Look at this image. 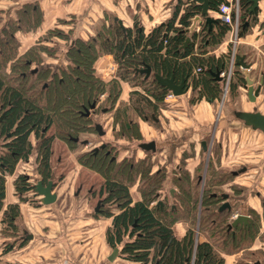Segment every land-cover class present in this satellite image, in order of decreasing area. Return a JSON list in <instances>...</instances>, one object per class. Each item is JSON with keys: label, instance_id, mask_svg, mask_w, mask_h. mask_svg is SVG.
Segmentation results:
<instances>
[{"label": "trees", "instance_id": "obj_1", "mask_svg": "<svg viewBox=\"0 0 264 264\" xmlns=\"http://www.w3.org/2000/svg\"><path fill=\"white\" fill-rule=\"evenodd\" d=\"M202 2L203 0H186L181 3L178 0L171 17L149 30L134 22L131 28L126 27L122 31L113 19L108 27L96 32V36L87 40L74 39L66 51L67 64L61 70L65 80L63 77L57 79V71L51 72L48 67L37 66L36 72L31 73V65L41 62L38 53V49H44L41 44L30 47L19 55L15 54L17 38L14 33L27 24L33 23L28 27L35 28L39 23L41 15L37 4L25 3L23 7L16 9V19L4 22L1 14L3 10L0 9V235L4 237L1 243L2 254L23 246L27 241L22 237L23 231L20 233L17 222L20 215L18 203L26 200L29 193L38 195L29 177L20 172L13 181L14 194L19 202L9 203L4 207L6 176L15 172L19 161H28L32 148L35 147L37 173L45 184L53 174V167L60 163V155L57 159L53 158L55 138L58 136L69 148L77 147V143L71 138L83 132H92L91 120L81 116L79 112L82 108H89L92 103H97L100 93L107 89L105 103L113 106L119 96L121 82L131 83L135 88L129 91L132 95L131 106L120 111L123 115L122 138L125 137L126 140L139 139L133 133V128L138 126L139 121H149V124L157 126L158 121L155 120L160 117L159 110L167 106L164 97L169 91L156 82L154 74L173 77L176 83L184 78V86L192 92L189 97L191 104L203 99L214 103L220 99L223 78L217 81L211 73L218 70L228 71L230 65L229 53L213 52L230 30V25L222 22L218 16V6L228 0L208 1L209 15L216 22L209 29L202 21L199 32L193 31L189 36L190 41L184 45L188 37L187 27L191 19L200 13ZM238 3L239 40L257 24L258 7L249 13L252 4L250 0H238ZM48 33L53 34L52 31H47ZM45 51L48 52L47 49ZM107 54L118 65L111 83L104 82L99 75H95L93 67L94 60ZM241 55H244L246 61L247 54L241 53L237 57ZM146 65L152 73L147 78L136 72L137 68ZM7 66L9 72L6 70ZM238 66L233 65V71L231 70V81L228 85L231 94L241 92L244 85ZM50 74L53 77L49 78ZM77 74H82L84 78ZM47 78L48 83L44 86L42 84L41 90L38 89L35 84L38 82L39 85L42 79L48 80ZM69 85L72 88L76 86L79 93L61 106L55 100L64 86L69 93L72 92ZM41 94L45 95V101L58 104L62 108L55 110L47 105L44 107L35 99ZM56 118L60 122L55 126L58 134H50ZM31 135L37 139L36 146L32 145ZM215 147L220 148L219 141H216ZM188 155L195 158L194 153L183 152L181 159ZM201 155L202 149L198 158ZM210 156H215L212 148ZM76 158L84 166L104 174V179L99 182L96 191L91 188L89 193L91 199L101 198L104 203L92 216L101 215L111 219L110 226L105 230V239L113 248L120 246L119 253L123 259L133 264H224V255H238L234 264H264V235L259 233L264 219L249 208L248 224L231 227L232 215L237 214V205L230 203L229 208L219 210L222 205L220 195L223 192L229 193L228 190L222 191L219 185L233 179L231 170L220 175L216 165L210 161L205 173L208 176L204 178L205 183L200 191V173H197V169L191 171L182 167L178 161V167L173 169L171 176L168 174L171 186L162 193L169 180L165 176V167L159 166L157 169L156 163H159L155 157L152 161L153 157L137 154L133 156L132 152L124 155L120 161H110L102 156L100 150L95 156L89 152ZM153 165H156L154 170ZM197 165L196 163L193 169ZM63 173L58 175V180L63 179ZM136 178L140 181L137 185L139 196L134 198L130 183L135 182ZM230 186H235L230 189L233 193L244 189L241 185ZM158 200L161 201L160 205L156 203ZM196 214L200 216L201 231L198 234L195 232ZM262 216L264 218V213ZM181 218L186 221L187 227L182 233L176 234L173 224ZM256 238L261 239L263 245L259 249H252Z\"/></svg>", "mask_w": 264, "mask_h": 264}, {"label": "rangeland", "instance_id": "obj_2", "mask_svg": "<svg viewBox=\"0 0 264 264\" xmlns=\"http://www.w3.org/2000/svg\"><path fill=\"white\" fill-rule=\"evenodd\" d=\"M92 1L93 0H0V9L3 10L1 14L4 17L3 22L7 20H11V19H16L17 17L16 9L23 7L25 3H36L37 7L40 10L39 13L41 17L39 19L38 25H35V28L28 27L30 25H33V23H31L30 25L27 24L26 27H24L23 29H19L14 33L17 38V48H16L15 54L17 53V55H19L21 53H24L28 48L35 47L37 46V44H41L42 47L44 48L43 50L38 49L41 62L34 63L32 65L33 67L32 70L35 69L34 68L35 66L48 67L51 72L57 71V75H56L57 79L63 77L65 80L66 79L65 75H62L61 70L67 64L66 51L70 48V45L73 43L74 39L80 38L83 40H87L88 38L96 36V32L101 31L103 28L108 27L110 22H113V19L115 17H118L119 19L122 20L123 24L125 25V28L126 27L131 28L134 22H136L138 26L143 27L145 30H149L153 28L155 25H157L158 23L168 20L173 13V9L175 5H178V0H100L102 1L100 2L101 5L97 4V2L95 1H93L94 4H92ZM183 1L185 2L186 0H181V3ZM218 16L220 17L219 13H218ZM28 17L29 19H31L30 14L28 15ZM202 21L204 22V18H201V21L197 22L194 31L199 32L200 24H203ZM234 30H235V23L230 25V30L227 33V36L224 38L223 42L219 44L213 50V52L216 54L229 53L230 55L229 57L230 65H229L228 71H225V70L221 71L222 75L220 73V76L223 77V81L221 82L220 99L214 103H209L203 99L197 103L191 104L189 102V99H190L189 97L192 94L191 90H187L185 94L178 96V97L175 96L174 98V101L175 99L177 100L182 99V102L177 103L178 105H176L175 107L176 110H178L180 107H183V105L187 103L189 104L188 106L195 109V111L200 112V114L209 115L210 117L209 125H212L213 127V129L211 130L210 136L209 135L203 136L205 137L204 139L208 140L210 149L212 145V150L215 152V156L213 158L212 156H210L209 152H207L205 154H202L199 159H196L198 157V153H197L195 155L196 156L195 158L192 157L193 155H188L185 158L178 160L181 162L180 164L182 167L188 168L191 171H194L195 169H197V173H200L201 179H202L201 184H200V191H201V187H203L205 183L204 178L208 176V173L207 175L205 173H206V167L208 163H210V161L212 164L216 165V168L218 169V172L220 175L226 173L230 169H237L240 163L238 164L236 163V161L243 163V166H246V167L247 165H249V167L247 168V170L251 171L249 175L245 177H241L240 178L241 180L237 179V176H236V178L233 177V179H229L227 180V182H223L221 185H219V187L223 189L222 191L227 192L228 190L230 195H232L233 193L230 191V189L235 187V186H230L231 184L238 186V185L245 183L244 185L248 186L253 181L251 180L252 178L251 175H254V174H251V173H255V170L250 167V164L256 163V160H257L256 157H253V155L251 154H243L242 157H247V155L249 156L241 160L236 159L240 151L238 152V145L237 147L235 145V148L233 149L234 144L231 143L230 141L231 139H235V137L238 135L237 133L238 124L240 125L241 122L238 121L237 119H234L231 113H233V111L235 110L253 111L255 110V108H258V110H260L264 114V102H262L264 101V0H262V3L259 6L258 11H257V24L249 29L247 37H244V38H241L235 41ZM47 31H52L53 34L52 35H50V33L47 34ZM46 49L48 50V52L45 51ZM241 53L247 54L246 63L251 64V67L249 68L250 75L251 76L256 75V82L254 86H256V84L259 83L260 79H262V82H263L261 91H259V93L261 92L260 93L261 96L257 100L252 102L253 104L248 102L247 96L244 93L245 90L243 92L239 91L237 94H233V93L231 94L228 91V88H229L228 85L230 84V81H231L230 78H231V74L233 71L232 70L233 65L238 66L237 64L234 63V61L235 59H237V55ZM232 56H233V59H232ZM231 60L233 61V65H231L232 63ZM93 64H94L93 67L95 69L94 71L95 75H99V77L104 82L111 83V80L114 79L116 76V71H117V66H118L117 63L113 61L112 56L110 54L100 55L96 60H94ZM238 67L240 69V72H242L243 69L240 66ZM6 70L8 72L10 71L8 66L6 67ZM81 75L82 74H77V76H81ZM50 76L51 74L49 75V78ZM49 78H47L48 80L42 79V82L39 85H38V82L36 81L37 83L35 85H37L38 89L41 90V88L46 83H48ZM80 78H84V77L81 76ZM137 80H139V78H137ZM52 86L53 84L51 85V87ZM69 87H70V91L72 92L69 93L68 92L69 90L66 88V86H64L63 89H61L60 96L55 100L56 103L59 102L61 106L66 105L70 97H74L75 94L79 93V89L76 86L72 88V85H69ZM134 89L135 88L131 86V83L121 82L119 96L117 97V99H115L113 106H110L109 103L108 104L105 103L107 92H108L107 89L104 92L99 94L98 103L104 108L108 109L109 111L104 113V115H98V118L95 121L102 124V123H105V120H106V123L108 122V124L114 125L115 131L111 134L112 138L110 139H113L112 141L113 142L115 141L114 144L118 148H120V153L118 155L119 158L124 155H130L133 152L131 151L133 150V148L129 150L123 149L124 146L127 145L128 143L125 141L124 139L125 137L122 138L124 132H122L123 127L121 125L122 124L121 117L123 115H121L122 112L120 113V111H122V109L124 108H128L131 106V102H132L131 96L132 95L130 94L129 91H133ZM32 97L34 96L32 95ZM35 99L38 101V103H40L44 107H46L47 105V107L53 108L55 110L60 107L58 104L56 105L55 103L52 104L53 102L51 103V102L45 101L46 100L45 95H42V94L38 95V97H35ZM172 101L173 99H171V101L169 102H166L164 100V102L167 103L169 107L166 106V107L160 108L159 118H163L164 120L163 123L168 130L170 129V131L172 132L175 131L174 133L176 134H173L171 132V134L175 136V135H178V130L182 126H184L185 128L190 123L188 119L186 118V116L183 115L182 113H177L178 111H175V113L173 112L175 116L174 118L171 117L170 119H167V117L170 116V112L172 111L170 110V108H172L170 107V104ZM204 109L205 110L208 109V112L206 111L203 112ZM182 119L184 121L186 120V122H182L181 121ZM201 121H207V120L205 119ZM141 122L149 123V121H139L138 126H135L133 128L134 135L137 136V138H139L136 140H139V141L146 139V137L144 136V133L141 132L140 127H139ZM232 123L236 125H234L232 129H228L226 126ZM57 124L59 125L60 122L56 118V123L53 125V127L49 131L50 134L54 132L56 133L57 129L55 126ZM161 126L163 125L160 122V124L158 123L156 128L160 129ZM106 130L109 134V128H106ZM246 133H250V132H245V134ZM248 135H250L249 136L250 140H248V143L244 145L245 151H248V147L256 148L257 147L256 143H257L258 138H260V146L263 147L264 138L261 133L254 132ZM116 138H120V140H115ZM211 138L213 139V141L212 140L210 141ZM85 139L90 142L87 146L79 145L77 143V147L69 148L67 147V145L64 144L63 141H61L58 138V136L55 138L53 158L57 159V157H59L60 155L61 161L60 163L56 164L55 171L53 172V177H54L53 179L55 180V186L52 187V192H54L56 189L58 190L60 186H63V185L69 188L72 187L73 189H71V191H74L77 185L80 183L79 181H82L83 185L78 186L75 190V194L78 195V198L82 199L84 198L83 195L86 191V188L90 186V183L96 182L94 183L95 186L92 187V190L95 192L96 189L98 188L99 182L104 179L103 173H100V175L92 174V172L85 170L84 168H81L80 163H78L77 161L76 157L78 156V154L80 155V157H82V154L87 153V152L82 153V151L89 150L93 144H96L95 136L91 133L85 134V135L84 134L79 135V140H85ZM196 139L198 138L196 137ZM247 139L248 138H246V140ZM30 140L32 142V145L34 146L37 145V139L33 135L30 136ZM216 141L222 142V145H223L222 149H218L215 147ZM157 142H156V145H157ZM171 143L167 141V143L164 145L167 146L168 148H171V145L174 144V143L172 144ZM132 144H135V141H132ZM192 144H195L196 151H197L199 146H198V143L196 144V140H193ZM159 145H162V143L159 142ZM190 145L183 144V147H184L183 150L188 149V151H190V148H189ZM180 149H181V146H180ZM171 151L172 149H170L169 151L165 150L161 152L162 157L164 155L166 156V163L167 161H172L173 157L168 156V154L173 155ZM192 151H194L193 147H192ZM223 151H227L228 155L226 154V152H223ZM35 155H36V149L34 147L32 148L28 161H19L15 168L17 174L20 172H24L27 175V177H29L32 183H36V180L40 178L37 173V169H36L37 163L35 160ZM134 155L136 156L135 152H133V156ZM139 155L142 156L144 154H139ZM145 155L148 156V154H145ZM155 155L157 157V152L155 153ZM64 156L66 158H64ZM156 160L158 163H160L159 158H156ZM196 163L198 165L196 168L193 169ZM172 164L167 165L166 167L165 176L167 180H169L168 174H170ZM156 165L152 166V170L156 169ZM61 173L64 174V178L62 179V181L58 180L57 178L58 175ZM11 179L13 178L9 177V175L6 176V184L8 185V191H7L8 197H10L9 193L12 191V186L10 185ZM139 183L140 181L138 178L135 179V182L130 183V189L132 191L131 193L133 194L134 198L139 196V193L137 191V185H139ZM170 186L171 185H170V180H169L165 184L162 190V193H165ZM244 189L248 191V187ZM35 196L36 195L29 193L26 198L31 203L32 201H34ZM263 201H264V194L262 195V199H261V202ZM230 202L231 201H229V203ZM85 203L88 205L89 208L93 209V204L95 203V200H91L89 198V200L86 199ZM20 204L22 205V207L24 206L21 203V201H20ZM24 208H20V215L17 220L18 224L21 225L20 233L22 231H26L28 233L26 226L30 225V224L27 225L26 223L28 221L29 216L31 215V210L30 209L25 210ZM29 208H31L30 205H29ZM104 208L109 209L107 207H104ZM44 214L47 216H50L45 211H44ZM261 217L262 219H264L263 216ZM199 220H200V216L196 214L195 232L197 234L199 233V231H201ZM36 221L38 222V224H35V226L33 227V230L36 233H38V232H41L42 226L39 225L40 222L38 220ZM263 224H264V220H263ZM186 227H187V223L182 218L175 221V223L173 224V228L176 234L182 233V231ZM259 233L261 236H263L264 228L260 229ZM29 234H31L33 238V231L29 232ZM260 240L261 239H259V241ZM260 242H261V246H260L261 248L263 244H262V241ZM0 248L2 250V245H0ZM14 249H18V247H15ZM9 254L11 255L12 252ZM6 255L7 254H5V256ZM236 258L237 256H235L234 259ZM232 264H234V262Z\"/></svg>", "mask_w": 264, "mask_h": 264}, {"label": "crops", "instance_id": "obj_3", "mask_svg": "<svg viewBox=\"0 0 264 264\" xmlns=\"http://www.w3.org/2000/svg\"><path fill=\"white\" fill-rule=\"evenodd\" d=\"M97 2V4H100V0H93ZM92 1V4L94 2ZM262 0L258 3V8L261 5ZM96 4V3H95ZM101 5V4H100ZM258 11V10H257ZM118 18V17H117ZM247 37V35L245 36ZM109 55V54H108ZM262 73V72H260ZM256 76V75H255ZM244 89L242 88L241 92H243ZM246 95V91H244ZM261 93V92H260ZM256 97V100L261 96V94ZM178 102H182V99H175L170 104V116L167 117V119H170L171 117H175L173 112L178 111L177 113H182L186 116V118L189 121V125L184 128L182 126L178 130V135L173 136L171 134L172 131L170 129L168 130L166 126L163 123V118H158V123L163 125L160 129L156 128V126H153L149 123L141 122L139 125L140 130L142 133H144V136L146 137L145 141H149L151 139L155 140L157 142V157L159 158V161L161 165H163L165 168L167 165L172 164L171 170H170V176L171 173L174 172L172 169L175 167H178V160L181 159V154L183 152H186L188 154L194 153L195 155L199 152H201V145L200 142L204 140L205 135H209L211 133V130L213 129L212 125H209L210 117L207 114H200V112L195 111L192 107L188 106L189 104L183 105V107H180L178 110L175 109L176 105H178ZM249 103L253 104L248 100ZM264 102V101H262ZM169 107V105H167ZM255 110L262 113L258 108H255ZM208 112V109H204L203 112ZM239 110L233 111L231 113L234 117V119H237L241 122V124H238V135L235 137V139H231V143H233V149L235 148V145L237 147L238 145V153L239 155L236 157L237 160H241L247 157H242L243 154H251L253 157H256V163L250 164V167L255 170V173H251L254 175H251L252 183L250 185H244L241 184L243 188L248 187V191L245 189L241 190L240 192L232 193L230 195L229 193H226L228 196L226 199H223L229 203L231 201V204L237 205V214L232 215V219L236 217L238 214L246 215L247 211L250 209H253L256 211L260 216H262V213H264V201L261 202L262 195L264 194V145L263 147L260 146V138L257 140V147L256 148H249L248 151L244 150V145L248 143V140H250L248 134L259 132L262 134L264 138V134L258 130L253 129L251 126L245 125L244 122L238 118L235 117V112H238ZM263 114V113H262ZM207 120V121H201V120ZM182 122H186L183 119ZM168 122V121H167ZM169 123V122H168ZM234 123L228 124L226 127L228 129H232L234 127ZM175 132V131H174ZM172 132L173 134H176ZM245 132H250L246 133ZM107 139L112 138L111 134H107ZM213 135V134H212ZM248 135V136H246ZM245 136V137H244ZM196 137L198 139H196ZM214 137V136H213ZM231 137V136H230ZM246 138H248L246 140ZM158 139V140H157ZM111 140V139H110ZM113 140V139H112ZM117 140H120V138H117ZM193 140H196V144L198 143V150L196 151L195 144L193 143ZM213 140L212 138L210 141ZM127 142V140L125 139ZM169 141L170 143H174L171 145V148H168L164 144ZM159 142L162 143V145H159ZM183 144L190 145V151L183 150ZM181 146V149H180ZM219 149L223 148L222 142L219 141ZM192 147L194 151H192ZM209 147V145H208ZM172 149L173 155L168 154L169 157H173L172 161H167L166 163V156L164 155L162 157V151H169ZM226 152L228 155L227 151ZM253 153V154H252ZM135 154L137 156H140L139 154H144L140 150L135 151ZM203 154V152H202ZM145 156V155H142ZM196 157V156H195ZM196 159H199L198 157ZM175 160V161H173ZM177 163V165H176ZM236 163H240L239 167L237 169H230L231 174L236 172L234 177L237 179H240L241 177H245L249 175L251 172L250 170H247L249 165L243 166V163L236 161ZM250 168V169H251ZM66 173V172H65ZM17 172H15L10 175L9 177H12L10 181V185L12 186V191L10 189V197H8L7 191H8V185H5V198H4V207L9 203L19 202L14 194V188H13V181L16 176ZM53 175V174H52ZM64 178V177H63ZM52 179V178H51ZM241 180V179H240ZM62 181V180H61ZM81 182V181H79ZM79 184L77 185V187ZM76 187V188H77ZM75 188V190H76ZM73 189L72 187H67L65 185L60 186V188L55 190L56 193V199L53 203L44 205L40 202V196L37 195L34 197V201L31 203L28 199L21 201L22 205L19 204V208H24L25 210L30 209L31 215L28 218L26 229L28 230V233L33 231V238L27 239L25 244L18 249H12L11 251L7 252L6 256L5 254H2L0 251V264H59L62 261H71L75 264H133L130 261H127L123 259L120 256V253L118 252V255L112 259L109 260V256L112 252L113 247H111L105 239V230L108 226L111 224V219L103 217L101 215L98 216H92V208H89L88 205L85 203V198H78V195L75 194V190L71 191ZM246 192H245V191ZM131 191V190H130ZM132 192V191H131ZM36 200V201H35ZM229 203V205H230ZM29 205L31 208H29ZM44 211L49 214L50 216H47L44 214ZM1 216V214H0ZM38 220L40 222L39 225L42 226L41 232L36 233L33 230V227L35 224H38L36 221ZM21 226V225H20ZM239 226V225H238ZM40 227V226H39ZM1 228V224H0ZM264 228V224H262L261 229ZM4 240V237L0 235V245L2 241ZM261 246V242L258 238H256L253 241L252 249H258ZM120 250V246H116ZM1 250V248H0ZM12 254L10 255L9 253ZM238 256V255H237ZM235 255H224V264H232L234 262Z\"/></svg>", "mask_w": 264, "mask_h": 264}, {"label": "water", "instance_id": "obj_4", "mask_svg": "<svg viewBox=\"0 0 264 264\" xmlns=\"http://www.w3.org/2000/svg\"><path fill=\"white\" fill-rule=\"evenodd\" d=\"M208 1L209 0H203V2L201 4L200 13L191 19V23L187 27V31H188L189 36L193 33L197 22L201 21V18H204V22L208 25L209 29L211 28L212 24L216 22V20L213 19L212 17H210V15H209ZM250 1L252 4H251V7L249 9V13H252L258 7V3L260 0H250ZM114 19L117 21V23H118L119 27L122 29V31H125V25L123 24L122 20L117 18V17H115ZM189 36L185 39L184 45H186L190 41ZM244 58H245L244 55H241V56L237 57V59H235L234 63L239 65L243 69V71L241 72V74L243 76V80H244L243 89L246 91L247 99L250 102H254L256 100V97L259 94L260 85L263 82H262V79H260L258 85L256 87L254 86L255 82H256V76L250 75V69L249 68L251 67V64L246 63ZM232 65H233V63H232ZM136 72L144 74L145 78L152 75L150 67L147 65L143 68H137ZM220 73H221V70H218V71L212 72L211 74L215 78V80L221 81L222 77L220 76ZM153 76H154L156 82L161 87H163L165 90H168L169 92H171L176 97L181 96L187 92V88L184 86V78L179 83H176L173 80V77L166 78V77H162V76L157 75V74H154ZM94 106H95V103H92L90 105V108H93ZM85 114H88V112ZM234 114H235V117L242 120L245 125L251 126L253 129H258L264 134V114L260 113L257 110L238 111V112H235ZM96 128L100 132L99 134L103 133L100 129L99 124L96 125ZM202 145H203V149H204L205 148L204 142H202ZM140 146H141V148H143L145 150H152V151L155 150V145H154L153 141H150L148 143H142ZM233 174L235 175L236 172H234ZM52 185H53L52 179H49L47 181L46 185H43L41 181H37V184L35 185V191L37 192L38 195L41 196L40 201L45 205L54 202L56 199V193L52 192ZM227 196L228 195L226 193L221 194V197L224 199H226ZM157 204L160 205L161 201H158ZM229 207H230L229 203L227 201H224L222 203V205L220 206L219 210H224V209L229 208ZM248 222H249L248 216L238 214L233 219V221L231 223V227H236L237 225L245 226L248 224ZM22 237L25 239H32V235L27 233L26 231H23ZM118 252H119L118 247H114L112 249V252H111L108 259L109 260L114 259L118 255ZM10 264H14V263H10ZM254 264H259V262H255Z\"/></svg>", "mask_w": 264, "mask_h": 264}, {"label": "flooded vegetation", "instance_id": "obj_5", "mask_svg": "<svg viewBox=\"0 0 264 264\" xmlns=\"http://www.w3.org/2000/svg\"><path fill=\"white\" fill-rule=\"evenodd\" d=\"M1 27H3V26H1ZM29 63V62H28ZM32 65H31V73H35L36 72V70H37V66H35L34 68V70H32ZM51 77H53V75L51 74ZM61 79V78H60ZM258 85V83L256 84V86ZM255 86V87H256ZM261 88H262V84L260 85V89H259V91H261ZM259 95V94H258ZM87 109V110H86ZM109 110L108 109H105L103 106H101L98 102L97 103H95V106L93 107V108H90V106H89V108H82V110H80V112H79V114L81 115V116H84V117H86V118H89L90 120H91V128H92V132H86V133H80L79 135H81V134H93L94 136H95V143L96 144H93L92 145V147L89 149V150H85V151H82V153H84V152H87V153H91V155L92 156H95V155H97L98 153H99V151L101 150V153H102V156L103 157H105V158H109L110 159V161H112V160H114V161H120L121 160V158L123 157V156H121L120 158L118 157V155H119V153H120V148H118L114 143H115V141L113 142L112 141V139L110 140V139H107V137H108V132H107V130H106V128H109V133L110 134H112L114 131H115V127H114V125H110V124H108V122L106 123V120H105V123H102V124H100V123H98L97 121H95V120H97V118H98V115H104V113H106V112H108ZM88 112V114H85V113H87ZM156 122L158 121V119H156L155 120ZM100 125V129H101V131L103 132L102 134H99L100 132L97 130V128H96V125ZM79 135L78 136H76V137H72L71 139L74 141V142H76V143H78L79 145H85V146H87L90 142L88 141V140H79ZM107 136V137H106ZM126 139V138H125ZM115 140H117V138L115 139ZM132 141H135V144H132ZM139 140H128L127 139V145H125L124 146V148L123 149H125V150H129V149H132L133 148V150H131V151H133V152H135V151H137V150H140L141 152H143L144 153V155L145 154H148V156H150V157H153V159H152V161H154V157H156V155H155V153L157 152V146H156V142H155V140H153V139H151V140H149V141H145V140H140L139 142H138ZM150 141H153L154 142V145H155V150L154 151H152V150H145V149H143V148H141V144L142 143H148V142H150ZM213 141V140H212ZM202 142H204V145H205V148L203 149V145H202ZM65 145H67L66 143H64ZM200 145H201V149H202V152H203V154H205V153H207V152H209V154L211 155V149H210V147H208V140H206V139H204L203 141H201L200 142ZM134 146V147H133ZM68 147V146H67ZM211 148H212V145H211ZM78 156H80L79 154H78ZM145 156H147V155H145ZM66 158V157H65ZM58 160H59V162L61 161V159L60 158H58ZM65 161V160H64ZM79 163V162H78ZM80 165H81V168H84L85 170H88V171H90V172H92V174H99L100 175V173L99 172H97V171H95V170H92V169H90V168H88V167H86V166H84L82 163H80ZM159 166H161V167H164L163 165H161L160 163H159V165L157 164V169H159ZM68 167V166H67ZM55 167H53V172L55 171V169H54ZM69 168V167H68ZM90 169V170H89ZM51 178H52V181H53V185H52V187L53 186H55V180L53 179L54 177H53V175H51ZM50 178V179H51ZM37 181H41V179L39 178V179H37L36 180V183H32V185L34 186V190H35V185L37 184ZM48 181V180H47ZM42 182V181H41ZM94 183H96V182H92V183H90V186H88V188H86V191H85V193H84V195H83V197L85 198V200L87 199V200H89V198L91 199V197L89 196V193H90V191H91V188L93 187V185H94ZM43 184V183H42ZM47 184V182L45 183V184H43V185H46ZM82 186L83 184H82V181L79 183V186ZM36 192V191H35ZM37 193V192H36ZM40 196V195H39ZM41 197V196H40ZM220 197H221V195H220ZM224 198H222L221 197V199H220V201H221V204L225 201V200H223ZM91 200H95V203L93 204V209H92V212L93 213H96V212H98L99 210H100V208H101V206H103L104 205V203H103V201H101V198H99V199H91Z\"/></svg>", "mask_w": 264, "mask_h": 264}, {"label": "built area", "instance_id": "obj_6", "mask_svg": "<svg viewBox=\"0 0 264 264\" xmlns=\"http://www.w3.org/2000/svg\"><path fill=\"white\" fill-rule=\"evenodd\" d=\"M238 12H239L238 0H228L227 3H222L218 6V13L220 15L221 21L228 23L229 25H232L235 23V30H234L235 41L238 40L237 39V32H238V25H239ZM233 43H235V42H233ZM233 56H234V54H233ZM233 56H232V59H233ZM231 62L233 63L232 60H231ZM232 63H231V65H232ZM221 75H222V72H221ZM174 98H175V96L173 94L168 93L165 96L164 100L166 102H169V101H171V99L174 100ZM59 264H75V263L66 260V261L60 262Z\"/></svg>", "mask_w": 264, "mask_h": 264}]
</instances>
